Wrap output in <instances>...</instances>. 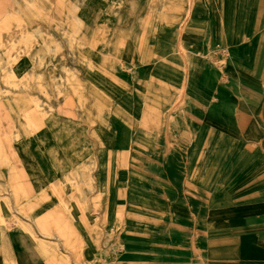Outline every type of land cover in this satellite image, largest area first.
I'll return each mask as SVG.
<instances>
[{
    "label": "rangeland",
    "instance_id": "obj_1",
    "mask_svg": "<svg viewBox=\"0 0 264 264\" xmlns=\"http://www.w3.org/2000/svg\"><path fill=\"white\" fill-rule=\"evenodd\" d=\"M197 1L198 4L193 5L194 8L191 9L194 10L196 22L202 23L205 20L202 31L195 30L191 21L189 23V5L186 2H178V5L173 6L164 15L155 0H0V28L6 30L15 43L12 51L0 46V101L7 95L20 96L29 101L30 108L35 109L39 116H45L47 124L29 128V133H24L17 127L11 130L12 134H18L15 136L14 146L20 157L28 167L32 166L36 173L34 179L29 175L23 179L29 184V194L35 195L33 202L28 204L30 208L25 207L26 214L39 215L47 205L37 201L46 193L53 195L48 186L50 178L35 155L41 154L42 151L49 158L55 152L58 155L57 160L65 169L72 167V172L75 169L80 170L76 183L66 181L63 191L68 196L77 194L87 210L101 200L106 190L107 176H111L107 195L110 200L114 197L120 198L117 191L120 181L117 176L113 183V175L116 174L115 168L120 165V161L124 160L127 164L128 157V176L127 179L124 178L127 191L159 197L163 184L177 194L184 189L180 160L174 158L163 166L154 168V174L160 181L152 179L146 173L149 166L148 155L134 148L130 149L128 154L127 129L137 124L153 131L160 129L163 124L176 123L178 102L176 100L172 105L171 102L172 95L180 90L178 85L181 86L182 55H186L189 63L187 81L185 75L183 77V85L185 86L186 82V88L182 109L204 113L208 101L219 99V95L225 90L223 84L230 83L234 75L232 55L235 54L236 59L247 55L252 61L259 43H264V11L261 9L262 6L264 8V0H251V4L250 0H243L244 9H240L242 0H214L222 1L221 13L216 5H209L205 10L199 5L201 0ZM218 12L221 17H218ZM258 29L263 32L260 42L252 37L253 31ZM161 33L164 35H160ZM189 40L193 41L191 51L186 50L190 48L189 45L185 47ZM170 41L174 42V46L168 45ZM233 47H237V53L232 52ZM259 54L256 75L261 78L264 75V46ZM186 58L183 60L185 71ZM206 64L219 74L216 84L211 88H203L201 82ZM118 80L126 84L124 94L110 86V83ZM154 81L159 84V88L154 89ZM100 88H104L108 94L97 93ZM140 92L146 97L144 102H140ZM200 94H208L209 100H199ZM248 96L246 103L240 102L239 107L248 103L255 110L264 104V99H257L255 104H251L252 98H255L250 93ZM96 97L104 101L108 108L101 106ZM131 97L134 99L131 100ZM160 100L170 104L169 116L165 118H161L160 110L155 109ZM110 109L113 122L117 125L115 135L106 130L109 127L114 131L109 122ZM1 114L11 118L7 111L1 110ZM212 125L216 126V137L208 154L212 163H218L227 157L228 150L224 148L227 142L219 137L224 136L221 126L214 123ZM63 127L72 131L70 139L64 133ZM105 133L109 134L107 143L102 140ZM25 135L29 136L27 141L23 137ZM97 135H100L106 151ZM261 135L258 131L252 137L257 140ZM130 136L132 139L136 136L137 139L138 135L133 132ZM200 140L201 137L198 136L197 142ZM242 144L241 148L249 153L240 155L241 159H251V153L256 157L255 144ZM155 145L151 155L164 147L161 140ZM111 151L113 155L109 156ZM198 153L195 149L192 156ZM257 156L260 162L263 161L264 157L260 151ZM22 159L16 156L11 158V162L22 168ZM106 159L107 162L111 161L110 166L107 164V174ZM239 168V164L235 165L230 175L224 178L222 189H240L243 181L236 180L235 172ZM8 170L9 165L1 158L0 195L8 194L6 182L11 179ZM59 172L62 171H56ZM125 195L122 198L125 200L123 204L112 206L110 217L105 218L106 225L100 221L101 227L105 226L101 230L103 236L97 235L95 230L91 229V223H86L85 230L80 229L88 247L93 246L94 253L99 251L103 254V257L86 261L84 264H115L117 255L124 252L125 247L119 242L122 230L118 221H115L113 212L115 209L125 208L129 216L138 215L139 218L140 215L135 210L130 195ZM7 203L9 204V201ZM21 205L11 209L12 213L5 210L7 221L4 224L16 234L25 235L27 229L17 214ZM57 206L53 205V210ZM101 207L97 206L94 212L100 213ZM235 212L237 210L227 207L218 209L213 215L224 217L226 220L234 216ZM81 214L76 213L80 218ZM120 215L123 217L122 213ZM141 217L153 220L148 215ZM74 224L81 225L79 222ZM49 227L52 228V224ZM31 235L35 238L34 234Z\"/></svg>",
    "mask_w": 264,
    "mask_h": 264
},
{
    "label": "crops",
    "instance_id": "obj_2",
    "mask_svg": "<svg viewBox=\"0 0 264 264\" xmlns=\"http://www.w3.org/2000/svg\"><path fill=\"white\" fill-rule=\"evenodd\" d=\"M199 5L204 8L216 5L220 13L222 12V1L201 0ZM240 9H244L243 0L240 1ZM220 13L218 12V17H221ZM252 37L260 42L262 29L254 31ZM187 45L190 48L186 50L191 51L193 41L189 40L185 47ZM259 48L260 45L252 61L247 55L240 59H236L235 54L232 55L234 75L230 83L223 84L225 90L219 95V99L209 100L208 94L198 96L201 101L209 100L204 113L182 109L185 104L186 88V82L185 86L183 85V77L185 75L187 81L189 66L188 59L184 57L183 60L187 59V68L185 71L182 61L183 76L180 80V90L172 95L171 102V105L176 100L178 102L176 123L163 124L160 129L153 131L137 124L127 129L128 154L129 150L134 148L148 155L149 166L146 173L152 179L160 181L154 174V168H159L174 158L180 160L183 167L184 189L177 194L163 184L159 197H153L129 192L124 187V194L130 195L135 210L141 215L151 216L153 220L129 216L125 208L114 210L115 221H118L122 230L119 242L125 247L124 252L117 255L115 264H264V159L260 162L257 156L260 151L264 157V106L261 110L252 109V105L248 103L244 107H239L240 102L246 103L249 93L255 98H252L251 104H255L257 99H264V75L261 78L256 75ZM232 52L237 53V47H233ZM218 77L219 74L206 64L201 75L203 88L213 87ZM153 87L157 89L159 84L154 81ZM140 97L142 98L140 102H143L142 93ZM156 105L160 110L159 116L167 117L170 104L160 100ZM108 112L109 122L114 131L109 127L106 130L115 135L117 125L113 122L111 109ZM213 123L221 126L224 136L219 137L226 139L224 148L228 150L225 160L218 163H212V158L208 154L210 145L216 137V126L212 125ZM258 131L262 135L255 140L252 136ZM133 132L138 135L137 139L136 136L134 139L131 138ZM198 136L201 140L197 142ZM97 137L101 141L100 135ZM159 140L164 147L151 155V150ZM243 142L256 145V157L251 153V159L240 158V155L249 153L241 148ZM101 145L104 147L102 141ZM195 149L199 153L192 156ZM238 150L239 153L236 155ZM238 164L240 168L235 172L236 180L243 181L240 189L237 191L222 189L224 178L230 175L233 167ZM128 165L129 157L126 167L119 172L126 179ZM63 168V172L56 173L62 182L65 181L64 173L72 167ZM113 178L114 183L117 175L114 174ZM48 194L46 193L49 199L44 202L47 207L56 202L55 197ZM95 195L98 196L96 193ZM106 200L107 191L104 190L98 204L104 206ZM124 201L121 198H113L114 204H123ZM23 206L22 204L20 209ZM227 207L237 210L234 216L224 220V217L213 215L218 209ZM93 209L94 207L86 210L90 213ZM19 211L17 214L27 232L25 235H19L0 223V264H62L60 255L53 252L50 241L41 234H37L39 235L37 238L32 237L30 231L33 226L29 224L28 218L20 215ZM133 225L137 227H132ZM91 229H96L93 223ZM41 244L45 245L46 254L39 253L38 247ZM98 249L99 243L96 250ZM94 251L93 246L86 247L84 261L103 257L102 253Z\"/></svg>",
    "mask_w": 264,
    "mask_h": 264
},
{
    "label": "bare ground",
    "instance_id": "obj_3",
    "mask_svg": "<svg viewBox=\"0 0 264 264\" xmlns=\"http://www.w3.org/2000/svg\"><path fill=\"white\" fill-rule=\"evenodd\" d=\"M155 1L158 2V4L160 5V9L162 11V14H164V15L170 9H172L173 6L178 5V2L188 3L189 6H188L187 11H189V17L188 16L187 17L189 19V23L191 21V25L197 31H202V29H204L205 20H203L202 23H199V22H196V19H194V10H192V9L194 8L193 5L198 4L197 0H155ZM191 7H192V9H191ZM262 7H261V9L264 11V8H262ZM206 9L207 8H205V10ZM1 14H2V10L0 8V15ZM242 14H243V12H242ZM160 35H164V34L161 33ZM168 45L174 46V42L170 41L168 43ZM259 45H260L259 51H261V49L264 46V43L260 42ZM0 46L4 47L10 51H12L15 47V43L13 41L12 36L6 30H3L2 28H0ZM180 47H181V49H184L183 46H180ZM184 57H186V55L181 56L182 61H183ZM258 61H259V59H258ZM146 71L150 72V70H148V69H146ZM110 86L121 94H124L126 91V84L122 80L114 81V83H110ZM178 87H180V86L178 85ZM141 88L145 89L144 87H141ZM143 92H145V91L143 90ZM97 93H99V94L103 93L105 95L108 94V92L104 88H100V90L97 91ZM97 100L101 106L108 108V106L106 105V103L104 101L100 100L99 98H97ZM60 104H62V103L60 102ZM1 106L3 107L2 109H1ZM263 106H264V104L261 105V107L259 109L261 110ZM54 107H56V106L54 105ZM155 109L157 110L158 108H155ZM1 110L7 111L10 114L11 118L7 117V115H5V114H1ZM56 111H57V109H56ZM60 111H64V110L60 109ZM147 111H148V109H147ZM155 112L153 114H155ZM147 115H149V114H147ZM168 116H169V114H168ZM155 117H156V114H155ZM45 119H46L45 116H43V117L39 116L38 113L35 111V109L30 108L29 101H27L26 99H24L20 96H9V95H7V96H5V98L3 100L0 101V159L1 158L4 159L7 162V164L9 165L8 171H10V176H11V179L8 182H6V185L8 188V194L5 193V194L0 195V223L4 224L7 221V216L5 214V210L12 213L11 209H14L15 207H17L20 204H23L24 206L22 207V209H20V211L19 210L18 211L20 212L21 216L28 218L29 224L31 226H33V229H32V231H30V233L34 234L35 238H37V236H39L37 234H41L42 236L45 237L46 240L50 241L52 246H53V248H52L53 252L60 255L59 257H60L62 264H80V263L84 264V262H86V261H84V257L86 255L85 254L86 253L85 248L88 247V244L85 240L84 235H81L80 229L85 230V228H87L86 223H91V224L93 223L94 227H96V229H95L96 234L97 235L100 234L103 236L101 230H103L102 228H104L105 226L101 227V223L103 222V224L106 225L105 218L110 217V214L112 213V210L114 207L113 199L110 200L109 196L107 195V200H106L105 205L102 206L101 204L95 203L94 209L91 210L89 213V211H87L84 208V206H83L82 202L80 201V198L77 194L73 193L72 195L68 196L63 191L64 190V183L66 181L70 182V183H72V182L76 183V176H78L81 173L80 170L75 169V171H73V172L71 170L65 172L64 173L65 181L62 182L56 176L57 170L58 171L61 170L62 172L64 170L63 164H60L59 160H57L58 155H56L55 152H53V156H51V158H49L48 156H46V153L44 151H42L41 154H39V155L34 152L35 155L38 157V159L41 161L42 166L44 168V171L47 172L48 177L50 178V183L48 184V186L51 188L50 190L53 193L56 202L52 203L51 206L47 207L46 210L42 211V213L39 215H32L29 213L26 214L27 211H25V210H27V209H25V207H28V204L33 202L32 198H34L35 195L29 194V192H30L29 191V184H28V182H25L27 180L24 181L23 179H25L26 175H27V177L29 175L31 178L33 177L32 179H34V176H36V173L34 172V169L32 168V166L28 167L24 163V160L20 157L18 150L14 146L15 136H17L18 134L17 135H16V133H15V135L12 134L11 130H14V128L17 127L18 129H20L24 133H27V132L29 133V128H31V129L37 128L40 125H46L47 126ZM63 131L68 136V138L70 139V135H71L72 131H70V129L68 127H63ZM23 137L25 138L26 141H27V138L29 139L28 135H25ZM102 137H103L102 140L107 143V141L109 139V134L105 133ZM25 152H27V151H25ZM108 154H109V156L113 155L112 151L109 152ZM122 154H123V152H122ZM242 155H244V154H242ZM16 156L19 159H22V166L24 165L25 167L23 166L21 168V167L17 166L15 163L11 162V158L16 157ZM118 158H120V156ZM114 161H115V159H114ZM74 164H75V161H74ZM107 164H108V166H110L111 161L109 160L107 162ZM10 165H12V166L10 167ZM125 167H126V164L124 163V160H123V161H120V165L117 168H115V171H117L116 175L118 176V179L120 181V185L117 188V191H118L119 197L121 199L126 196L124 194V190H125V188H124V183H125L124 177H123V175L120 174L121 171ZM109 171H111V168H109ZM107 177H108V179H107L106 185H105L106 191H107V189L110 188L109 187V181L111 180V178H110L111 176L110 177L107 176ZM4 190L7 191V189H4ZM48 199H49V196H47L46 194L42 195L41 199H39V201H37V203L44 204V202L48 201ZM7 201H9V204L7 203ZM10 205H12L13 207ZM53 205L54 206L59 205V206H57L53 210V208H52ZM99 205L102 206L101 211H100V213L96 214L94 211L96 210L97 206H99ZM103 207H104V209H103ZM28 208H30V206ZM22 212H25V213L22 214ZM76 213H82L81 218L77 217ZM134 214H136V213H134ZM138 214H139V212H138ZM137 216H135V217H137ZM139 218H142L141 214L139 215ZM75 220H76V222H75ZM100 221H101V223H100ZM77 222H79L81 225L76 226L74 223H77ZM50 224H52V228L49 227ZM46 250L47 249H46L44 244H41L38 247V251L40 254H46L47 253Z\"/></svg>",
    "mask_w": 264,
    "mask_h": 264
}]
</instances>
